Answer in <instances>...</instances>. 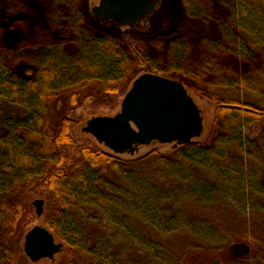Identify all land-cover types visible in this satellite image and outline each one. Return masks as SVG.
<instances>
[{
    "label": "trees",
    "instance_id": "1",
    "mask_svg": "<svg viewBox=\"0 0 264 264\" xmlns=\"http://www.w3.org/2000/svg\"><path fill=\"white\" fill-rule=\"evenodd\" d=\"M173 4L171 32L126 40L96 26L84 0H0V264H38L21 246L36 198L44 227L88 264H178L238 240L254 251L234 264H264V0ZM143 72L211 104L205 140L127 159L78 144L82 97L108 114ZM190 205L217 217H188Z\"/></svg>",
    "mask_w": 264,
    "mask_h": 264
},
{
    "label": "water",
    "instance_id": "2",
    "mask_svg": "<svg viewBox=\"0 0 264 264\" xmlns=\"http://www.w3.org/2000/svg\"><path fill=\"white\" fill-rule=\"evenodd\" d=\"M160 0H99L91 14L102 21H113L128 27L136 26L158 6ZM82 131L116 155L134 156L139 148L151 144H188L204 132V120L194 97L184 84L174 78L150 72L139 74L123 95L119 110L112 115L89 118ZM44 201L32 200L35 214L43 213ZM23 252L33 263L54 260L63 243L56 241L44 226L33 225L24 235ZM235 259L250 255L245 241L230 244ZM215 260L213 264H218Z\"/></svg>",
    "mask_w": 264,
    "mask_h": 264
},
{
    "label": "rangeland",
    "instance_id": "3",
    "mask_svg": "<svg viewBox=\"0 0 264 264\" xmlns=\"http://www.w3.org/2000/svg\"><path fill=\"white\" fill-rule=\"evenodd\" d=\"M98 1L99 0H84L85 13L89 16L92 22L96 26H98L100 29L105 30L115 36L124 38L126 40H132V39L150 40L160 33L171 32V30L174 29V24L176 22V19L179 16V12L175 8L173 4V0H160L158 6L155 8L153 12H151L149 15L144 17L136 26L128 27L124 25H119L113 21H102L99 18L94 17L91 14V7L93 5H96ZM2 16L3 14L0 13V17ZM11 32L12 31L7 30L5 33L7 41H9L11 38ZM56 35L63 36L65 35V32L64 30H60L56 32ZM12 40L13 39L11 38V41ZM151 53L155 55V52L152 49H151ZM234 66H237L238 68L241 69L244 67V64L241 63L240 60L236 59L234 60ZM131 83L129 84L127 90L129 89ZM189 93L194 97L198 107L201 110V113L203 115V120H204V132L201 137L195 140L204 141L206 137V133L209 130L210 125H211V120H212L211 107L212 106L206 99L196 94H193L191 92ZM87 102H88V99H86L85 96H83L81 103L76 109L77 120L71 130V135L73 139L76 142H78V144L93 143L97 145L100 149L110 152L102 144H99L91 135L83 132L82 128L85 126L86 121L93 116L112 115L116 113L119 110L120 103L110 113L106 114L105 112H102L98 108H93L89 106ZM255 129L257 130V127H254L252 131L250 132H246L245 135L247 137L252 138L255 133ZM157 146L164 153H169L171 151L172 145L160 144ZM151 147L152 146H143L139 148L138 153H136L134 156H129L127 154H122L119 156H121L124 159H127L129 157L130 158L137 157V156L143 155L146 152H148L151 149ZM43 207H45V205H43ZM185 214L188 217H192L193 219H196V220L206 219L210 221L213 218L217 217L215 211H212V210L204 211V209H201V208L199 209L195 205H192V206L190 205L189 207H187L185 209ZM36 224L44 226L41 216L38 218L36 217L32 221V225H36ZM111 240L117 245L119 244L126 245V243L129 244L130 242H132V238H129V237H126V238L116 237V238H112ZM56 241H59V240L56 239ZM238 241H241V240H238ZM22 245H23V239L21 241V246ZM229 246L230 245L221 246L215 249H198L195 251H186L183 253L180 261H178V264H213L215 260H219L218 264H234V262L232 261V255H231ZM253 251H254V248L251 246V253ZM136 257H137V254L134 255V258ZM251 259L241 261L235 264H252L253 263L252 261L255 260V258L253 260ZM62 260L63 261L67 260L68 263L67 261H64L66 264H88L89 263V258L87 256L80 254L77 250H72V249L67 250L66 247L64 246L62 251L55 255L54 260L42 259L38 262V264H57L60 261L62 262ZM160 264H174V261L172 259L171 260L168 259V260L160 262Z\"/></svg>",
    "mask_w": 264,
    "mask_h": 264
}]
</instances>
